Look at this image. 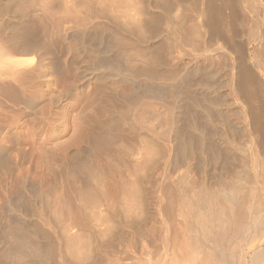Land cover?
I'll use <instances>...</instances> for the list:
<instances>
[{"label": "bare ground", "instance_id": "obj_1", "mask_svg": "<svg viewBox=\"0 0 264 264\" xmlns=\"http://www.w3.org/2000/svg\"><path fill=\"white\" fill-rule=\"evenodd\" d=\"M38 1L43 2L42 12L44 11V14L42 13V18H39V20H37L39 23L36 20H33V22L37 23L35 24L33 22L27 21L24 18L27 17L25 16V9L27 10V8H30L31 5L35 4V2H37L36 4H38ZM53 1L55 2L50 3V0H0V78H3L4 75H8V73H15L18 68L25 66V61L29 59L28 55L30 57V54L32 55V53H36L37 55H39V57H42L45 53H51V63L54 72L58 74L64 73V71H66L64 66L65 64H62V62L60 61V54L63 51V47L62 44L59 43L54 36L56 35L57 31H59L60 24L61 26H63L62 23L64 21H66L67 23V20L74 21L76 25L78 24L81 27L85 26V28L91 30V38L95 40V43L97 42V44H99V52L100 55H102V59L104 60L99 67H95L92 65L93 70H90H98V72L100 71L98 77L100 76L108 79L116 75H122L124 79L134 82L140 78L146 80L148 79L149 81L161 80L167 82L170 79L178 78L179 84H176V86H172L170 84L171 86L166 87L165 89L156 88L157 90L150 89L148 86V90H143L142 92H140L141 90H136L135 94L138 96H140L141 94L144 98L146 97V99L154 98L161 99L163 101L162 103H146L148 107V114H150L149 116L151 118L150 120H148V132L150 130L151 132H153V134L161 136L164 139V142L168 147V155H163L164 151L162 148V143H159V141L156 142L154 139H152L154 140V142H150L148 139H144L142 142L132 141L130 154L133 155V158H131L132 160H134L132 162H128V164L130 163L131 165H129L132 166V170L128 172L132 173V175L128 174V176L132 177L135 175L134 179L132 178L133 180L131 179V177H128L130 179L129 181H135L137 185L139 184V188L141 176L140 178L139 176H136L139 171L147 168L148 174L150 172L151 175V171H155L152 170L153 168L156 169V167H163H161L162 176H159V182H157V185L154 188V193H157L156 198L158 202L156 203H158L159 208L157 212V215L159 216V226L157 230H155L154 227L152 228V231L150 229V233L148 232L149 229L146 230L148 234L146 233V231V234L141 232L140 229L142 228L139 229L141 233H137L136 230H134L138 234V236L137 234L133 235V238H135V236L140 237L138 240H141L140 242L141 244H143L141 245L142 250L139 251L140 253H137L138 246H135V242L138 241L136 237V239H133V241L130 242L131 244L130 246H128L129 248L125 247L126 245L120 247V249L117 251V258L115 260H112V258H110L111 256L109 257V254L101 257L99 256L102 254L101 252V254L99 253L98 257H96L97 255L95 256L93 253L94 251L92 245H95L96 242L93 243L94 239H92V236L93 232L95 231H90L89 226H87L90 221V214L92 213H89V216L86 218L84 216L83 221V218H77L80 211L79 210L78 212H76L77 216L75 219L78 220L76 221L77 223H82L80 224V226L82 225L81 227L78 226L79 224H75L78 226V229L81 228V230H79V233H76V235L73 234L72 236L66 235L65 237L62 235L61 237L62 231L61 234L59 233L58 235H55L56 232L60 230H52V232L55 231L53 232L55 233L54 237L57 236V238L53 239V236L51 235L52 232H50L51 234H49L50 229L47 231L48 233H45V230H40L39 226H26L27 224L25 225L22 221L15 220L14 216L13 219L11 217L13 215L12 213V215L9 217H7V214V216H5L4 213L6 209H1L0 264H53V256L55 253L60 263H65L66 261H68L67 258H69L71 255L74 261L79 262L80 264L81 262L82 264H264V0ZM153 3L157 5L154 7H156L163 13L168 14L170 12L171 14L173 13V8L175 10L174 13L177 12V14H180V18L177 15H171L170 18L173 19V16H177L176 18H179L180 22L178 21V23H174V19L172 23V21L170 20V22L172 23V33L165 36V39L163 41V43L165 42L164 44L160 41V47H156L158 43H155V47H152L153 45L150 47V44L148 46L145 45V42H147L146 40H149L148 37L156 33V30L158 29H155L159 22L157 16L154 17L153 15H151L150 20H148V14L150 10H152L151 8L153 6ZM226 9L229 10L227 14ZM188 11L191 17H189L190 19L187 17L189 21H187L186 18L185 23L189 22V24H183L182 21L184 20V18L186 16H189L187 14ZM8 12H10L9 15H11L12 18H10L12 24H8L6 21L8 17L5 18V16L8 15ZM56 13H62L64 19L62 17L56 19V16L54 17ZM243 13L249 18L247 17V19L246 17H243ZM165 16L167 15L165 14ZM48 17L53 19L52 31L55 33V35L47 38L46 35L47 33H49L47 28V31L45 32L46 34L43 33L45 35V38L42 39V35L40 34L44 29L46 30V25H43V21ZM167 18H169V16ZM243 18L249 20V25H245L246 30L244 28L240 29V27L244 24L242 20L245 19ZM98 19H101V22H99L100 20L98 21ZM102 19H104V21H102ZM167 22L169 21L167 20ZM246 22L248 23V21ZM169 27L170 26H168V28ZM65 28L64 30H66ZM151 28L153 30H151ZM148 29H150L151 32ZM88 30L86 32H88ZM104 31L109 32L108 37L105 34H101ZM148 33L151 34L148 36ZM64 34L67 35L66 32ZM86 36L83 34L80 38L82 44L81 46L83 47H86L85 42L87 41V39H91ZM174 45L175 47H181L183 51L185 50V53L189 51L193 56L196 55L198 57H204L205 54H208L207 52H209L208 55H211L210 53H213L211 55V60L213 59L219 62L218 64L216 62H213L215 66L216 64L218 65L216 66V68L221 64L222 67L224 66L223 68H226L228 70L226 71V73L228 74L226 81V86L228 89L227 93H229V95L232 96L233 99H235L234 101L238 105L237 114L240 115L243 122V125L241 124V127L239 125V127H235L232 123L229 122L230 118L234 114V110L230 109L227 99L217 94V91L221 86V82H223L219 81V76L217 75L221 71L219 72L217 69L210 70L206 68V65L205 67L204 64L197 63L196 65L194 64L195 67L193 66V69L191 71H188V73L190 72V74H188L190 75V78H187L188 76L184 75L186 72L185 70H183V72L185 71L184 74L182 73L183 76H180L176 72L175 68H173L174 65L171 67L169 66L171 65L169 64V62V65L166 64L167 67L164 66V68L161 69L163 63L161 54L162 51L166 53L169 52V54H171L170 50H172L171 48H175ZM166 48H169L168 51L166 50ZM112 52L118 56L117 60H111L109 58L110 56L112 57ZM181 56L182 55H180V57ZM167 58L170 60V55ZM31 59L33 58H30V60ZM196 59L197 57L195 58V60ZM210 64L211 63H209V65ZM201 65H203L204 67ZM188 67L190 66L188 65ZM222 67L221 69H223ZM68 68L70 67L68 66ZM39 71L41 70L39 69ZM86 74L87 72L82 69V76L80 75V77H82L81 80L83 82H85L89 78ZM1 82V94H6L7 96L9 95L15 102L21 101L26 103L28 109L31 111L29 113L30 117L28 118L30 124H32L31 128H33L34 131L35 129H37L36 127H38L39 130L41 128L44 129L41 126H38L39 121H37L38 118L36 117V103L31 101L27 102L25 95L21 93L17 88H14V86L16 85ZM197 88L201 89V91L203 90L204 93L200 91L202 94H199L197 92ZM100 89L102 90L103 88L100 87L99 90ZM105 93H107V95H105L109 98L110 103L116 105L115 107H113L115 109L112 111V108L109 114L121 115L124 112V106H126V104L129 102L127 100H119L118 97L112 94L113 92H110L111 94H109L108 92ZM53 103L58 106L61 105L60 100L54 99ZM103 105L106 106L105 103ZM60 114H62V116L60 117H64L65 110L62 109V111H60ZM109 121L110 123L112 122V124H110V126H112L114 123V115L109 118ZM116 122H118V119ZM209 128L211 129L209 130ZM55 129L57 130L58 128L56 127ZM109 134L113 136V132H109L108 134L104 133V136H101L100 142L95 145L96 151L97 149H102L103 151L104 148L108 147L106 140H108L107 137H111ZM18 139L19 138H17L16 136L11 135L8 140L9 145H0V172L8 170L9 167H11L12 169V167L14 166L13 159H11L9 155L6 154L7 150L10 148L13 149V151H16L17 163L27 162L29 160V149L23 146ZM138 143L140 144L138 145ZM8 153L10 154L9 150ZM117 153L115 154L118 155L117 157H115L114 154H111V152L108 153V164L105 165L104 168H102L104 173L101 172L100 174H98L99 172H95V170L97 171L99 169L95 168L94 170L92 165H89V163L86 164L87 162L79 158V151L75 152L74 150L68 152L65 160V163L67 162L68 164V167H66L68 169V171H66L67 179L74 183L78 182V185L74 187V192H76L75 197L77 195V199L79 198L81 204H83V206H85L86 208H88L92 204L95 210L91 209L90 212L97 211L98 214L100 212L99 218H97V215V217L94 216L97 221L94 218L93 221L95 220L96 222H98L99 226L101 227L99 229H105L104 231H101L102 234H106L107 232H109V226H112L105 225L101 220L102 216H106L105 213H108L107 207L111 206L109 203H112L108 201L109 205L106 206L107 202L105 204V201L107 200H104V195H107L108 192V188H106V185L107 182H110L108 181V176H113V172L116 173L118 170H120L121 172V169L125 166L127 170L124 171L127 172L128 167H130L127 164V161H125L124 158L120 157L121 155L119 156V154ZM84 157L85 156L81 158ZM129 158L127 157V159ZM192 160L195 161L192 162ZM181 162H183L184 165H187H185L186 171L182 167L185 173H183L182 175L178 173L176 175L175 171L177 168L179 169L181 167H178ZM160 163L162 165H160ZM116 164L118 165L116 167H119L121 165L122 168L119 167L120 169L117 168L112 172L111 170L114 169V165ZM157 164L159 165L157 166ZM192 166L193 168H195L197 177L192 176V174L190 173V170L192 171L193 169ZM102 169L100 167L101 171ZM9 170L8 173H11L9 172ZM132 171L136 174L133 175ZM80 174L84 175L86 179L93 180V182L90 181V183H86L88 181L87 180L84 183L85 186H83L84 184L82 185L81 181L84 182V180L81 179V181H78V175L80 176ZM118 174L120 175V173H117L115 175ZM122 174L126 176L125 173ZM122 174L121 177H124ZM1 176L2 175L0 174V177ZM117 177L120 181L121 177ZM2 178L4 179L3 176ZM2 178L1 180H3ZM124 178H127V176ZM128 178L123 180L128 181ZM123 180H121V184L125 182ZM94 181L96 182V184L98 183V185H93ZM79 182L83 187L80 186L79 188ZM86 184L88 186H86ZM89 184L96 186V188L100 185V187H98V189H100V191L98 190L100 192L99 195H94L95 189L93 188V186H89ZM118 184L120 188L125 187V183L121 186L120 182H118L114 187L118 188ZM131 184H129V186L126 183L125 187L126 189L128 186L127 192L130 191L129 195L125 191H123L124 188H122V193H124V196L126 197L132 196L131 198H135L133 197L135 196V190L131 188L134 186H136L135 188H137V185H134L133 183ZM107 187H109V183ZM111 187L112 185L109 188ZM139 188H137L138 191L136 192L138 194H140L141 192H139ZM34 189L36 188H33V190ZM38 189L34 191H37ZM116 189H114V191H116ZM120 190L121 189H119L118 191ZM44 191L45 190H43L42 192ZM37 192L36 196H38ZM111 192L109 189V197H111L112 195L110 194ZM122 193L118 192L117 194L116 191L117 196L116 194H114V197L116 196L117 205L118 203L119 205L121 204V200L118 202L119 199L117 197H120ZM32 194H34V192H32ZM43 194H45V192ZM43 194H40L42 195V198L44 196L46 197V195ZM138 194L134 199L135 201L132 199L134 202L129 200L130 197H124L127 200L123 199L124 201H122V204L124 202L125 205L123 204L124 206L122 205L123 207H121L125 209L120 210L121 207L119 208V206L117 207V209L119 208L121 213L126 209L127 211H129L131 208L130 202H132V204L136 207L135 203H137V205L140 203V200L139 202L136 201ZM48 195L49 193H47V196ZM141 196L143 197V195H139L142 201L143 199L141 198ZM46 198L48 199V197ZM31 199L33 198L31 197ZM147 199L148 198H146V200L144 201H147ZM35 200L37 201V199ZM42 200L40 196V202ZM22 201H20L19 199V202ZM43 201H45L44 203L46 206L47 204L49 205L51 203H49V200H47V204V201L45 199ZM29 202L33 204L31 200ZM141 203L144 202L142 201ZM147 203L145 202L144 204ZM54 204L55 202H53V205ZM66 204L69 205V202ZM66 204L62 205L64 206ZM104 204L105 206H103ZM15 205L16 204H13V206H11L13 211ZM21 205H23L24 207L25 203L23 202V204ZM70 205L73 206L72 204ZM74 205L76 204L74 203ZM100 205H102V207L104 208H98L96 210L95 207H99ZM140 205L143 206V204ZM59 206L55 205V209H58L57 211L54 210V214H60L58 213V211H61L59 209H63L64 211L67 210V213H69V209L65 210V208H69V206H66L64 208ZM79 206H77V210L79 209ZM138 207L139 205L137 206V208H135V210L138 209ZM27 208L28 207H26L25 210L26 214L29 211V213H31L30 207L28 208L29 210ZM23 209L24 208H22V206L21 208L15 207L16 211H20L21 214H25V211L23 213L21 211ZM117 209L116 211L112 210L114 215H117L115 214V212H117ZM139 209H142L141 206ZM139 209L137 211H140ZM88 210H90V208ZM135 210L134 213L137 212ZM74 211L76 210L74 209ZM110 211L108 214L111 216L112 214L110 213L112 211ZM40 212V217L42 215V218H44L43 214H45L46 211L43 212L42 210ZM33 213L36 214L35 212ZM62 213L64 212L61 211V214ZM71 213L73 214V216H75L74 214H76L73 212ZM119 214L117 215V217L119 216ZM28 215L29 214H27V216ZM48 215L51 214L48 213ZM64 215H66L65 213L62 216L68 217V214L66 216ZM114 215L111 216L110 220H114L112 219V217L114 218ZM80 216L83 217L81 213ZM47 217L48 216H45L44 218L46 219L45 222H47L48 220ZM61 217L58 216V218ZM137 218H139L138 215ZM52 219L49 220L53 222L58 221V219L57 221H54V218ZM128 220L131 221L132 219H127L126 221ZM95 221L94 223L92 222V224L94 225H91V227L93 226L92 228H94L95 226L96 229H98ZM119 221L120 219L118 220L117 218V222ZM53 222L50 223L54 225V227H56ZM73 222L74 221L72 220L71 224ZM112 222L117 223L116 219ZM71 224L69 223V226H71ZM90 224L91 223H89L88 225ZM103 224L104 229H102ZM67 225H65L66 227L63 228L68 229ZM116 225L118 224H115V226ZM86 226V229L89 228L90 233L85 229ZM120 226H122L121 223L117 227ZM145 227L146 226H144V228ZM85 230L88 232L85 233ZM64 231L63 234H65ZM133 232L132 234H135ZM105 234H103V236ZM41 237L46 240L45 243H42V241H40ZM108 237L107 239H109ZM128 238L130 241L131 237L128 236ZM126 239L127 237H122L120 242L127 241ZM147 243L148 247L146 246ZM103 244L104 243H102V246H104ZM66 254H68L69 256H66ZM144 254H147L148 260L146 262L144 261V263L142 260L140 263L139 259L145 256ZM69 262H73V260H69L67 263ZM76 262L70 264H77Z\"/></svg>", "mask_w": 264, "mask_h": 264}, {"label": "rangeland", "instance_id": "obj_2", "mask_svg": "<svg viewBox=\"0 0 264 264\" xmlns=\"http://www.w3.org/2000/svg\"><path fill=\"white\" fill-rule=\"evenodd\" d=\"M7 1H10V0H7ZM54 2L55 1L50 0V3H54ZM36 3L37 2H35V4ZM42 3H43L42 1L41 2L38 1V4H36V5L33 4V5H31V7L28 6L30 8H27V10L25 9V16H27V17H24V18L27 21H30V22H33V20L37 21V20H39V18H42L43 14H44L43 13L44 11L42 12V9H43V4ZM152 5H153L152 8H151L152 10H150V12L148 14V20H150V16L151 15H153L154 17L157 16V19L159 20V22H158V25H157V27L155 29L158 28L160 30L157 29L156 33H154L151 36H149L151 33H148V36H149L148 39L149 40H146L147 42H145V45L148 46L150 44L149 45L150 47L152 45H153L152 47H155V43L156 44L158 43V45L156 47H158V46L160 47V44L163 43V41L165 39V36H167V35L172 33V28L171 27H172V23H173L174 19H175V21L178 19L176 22L174 21V23H178V21L180 20L179 19L180 18V16H179L180 14H177V12L174 13L175 10L173 8H172V10H173L174 14L173 13L170 14V12L168 14L167 13H163L162 11H160L159 9L154 7V6H157V5H155L154 3ZM31 10H32V12H31ZM152 11H153V13H152ZM226 11L225 12L227 14L229 12V10L226 9ZM59 12H61V11H59ZM9 13L10 12H8V15H6L5 18L8 17L7 18L8 20L6 19L7 23L8 24H10V23L12 24V21H11L12 18H11V15H9ZM192 13H193V11H192ZM35 14H36L37 17L35 16ZM56 14L54 15V17L56 16L55 17L56 19H59V17L63 18V16H62L63 14L62 13H56ZM165 14L167 16H165ZM187 14L189 15V11L187 12ZM171 15H177L179 18H176L177 16L176 17L173 16V19H172V18H170ZM243 15H244V13H243ZM33 16H34V18H33ZM168 16H169L170 19L167 18ZM187 17L189 18L191 16L190 15L186 16L184 18V20L182 21L183 24H189V22L185 23L186 20L189 21ZM243 17L247 18L248 16L244 15ZM243 19H245V18H243ZM167 20L169 22H167ZM170 20L172 21V23L170 22ZM245 20H242L244 24L240 27V29L244 28L246 30V26L245 25H249V20H246V21H248V23ZM52 21H53V19L49 18V17L46 20L43 21V25H46V30L42 29L43 31L40 34V35H42V39L45 38V35L43 33H45L47 31V28H48V32H49L46 35L47 38L48 37L50 38V37H52V35H55V33L52 31L53 30V28H52L53 27V22ZM98 21L101 22V19H98ZM102 21H104V19H102ZM33 23H35V22H33ZM167 23H168V26H170L169 28H171V29L168 28ZM169 23H170V25H169ZM35 24H37V23H35ZM62 24H63V26H61V24H60L59 31H57V33H56L57 36L55 35L54 37H55V39H57V41L59 43L62 44V47H63V51L60 54V61L62 62V64H65L64 66H65L66 71H64V73L58 74V73L54 72V70L52 68V63H51L52 62V54L51 53H49V54L45 53V54H43L42 57H39V55H37L36 53H34V54L32 53V55L30 54V57L28 55L29 59L27 58L28 60L25 61L26 65L24 64L25 66H22V67L18 68L20 70L17 69L15 71L16 74L14 72L13 73H8V75H4L6 78L4 76H3V78L2 77L0 78V82L2 81V82L7 83V84L16 85V86H14V88H17L21 93H23L25 95V98H26L27 102L31 101V102L36 103V108H37V110H36V113H37L36 115L37 116L36 117L38 118L37 121H39L38 122L39 123L38 126H41V127L44 128V129L41 128L42 130L41 129L39 130V128L36 127L37 129L34 128L35 129V131H34L33 128H31L32 124H30V122L28 120V118L30 117L29 113L31 111L28 109L26 103L21 102V101L15 102V101H13V99L9 95L7 96L6 94L3 95V94L0 93V145L1 146H2V144L3 145L5 144L4 146H6V144L9 145V142H8L9 137L11 135H14L17 138H19L18 140L20 141V143L23 146H25L27 149H29L28 151H29V154H30V158H29V160L27 162H22V163L18 162L17 163V161H16L17 160L16 151L15 150L13 151V149L10 148V149H8L10 151V154H9L8 150H7L6 154L9 155V157L11 159H13L14 166L12 167V169H11V167H9V169H11V170L8 169L9 172H11V173H8V170H6L8 174L6 173V171H1L0 172V174L4 177V179L2 178V176L0 177V210L1 209H4V210L6 209L5 213H4L5 216L8 215L7 217H9V216H11L13 214L11 216L13 219L15 217V220L22 221L25 225L27 224L26 226H31V225L39 226L40 230L41 229L43 231L45 230L44 231L45 233H48L47 231L49 229H50L49 230V234H51L50 232H52V230H55V231L60 230V231L56 232V234L53 233L55 231L52 232L51 235L53 236V239L57 238V236L54 237V234L55 235H58L59 233L61 234V231H62L61 237H62V235L65 237L66 235L67 236H69V235L72 236L73 234L76 235V233H79V230H81V228L78 229V226H80V224H82V223L81 222H78V223L76 222V221H78V220H75L76 216H77L76 212H78L79 210L81 211V212L79 211L77 218L78 217H79V219L83 218V221H84V216L86 218V217L89 216L88 215L89 213H92V214H90L91 218L89 217V220H90L89 223H91V224L88 225L89 224L88 223L87 226H89L90 231H92V232L95 231V232H93V236H92V239H94L93 243L96 242L95 245H92L93 246L92 248H93V251H94L93 253H94L95 256L97 255L96 257H98L99 253L101 254V252H102V254L99 255L101 257L102 256L104 257V255L106 256V255L109 254V257L111 256L110 258H112V260H115L117 258L116 257L117 256V251L120 249V247H122L123 245L124 246L126 245L125 247L130 246V244H131L130 242H132L133 239H136V237L138 236V234H137L138 232L141 231V232L145 233V231L149 229L148 232L150 233L152 231L153 227L155 228V230H157L158 226H159V223H158L159 222V219H158L159 216L157 215L158 214L157 212H158L159 208H158V203H156V202H158L157 198H156L157 193L156 194L154 193V188L156 187L157 182H159V178L162 176V168L163 167L160 166L159 168L156 167V169L153 168L152 170H155V171H151V175H150V172L148 174V169L147 168L139 171L137 174L132 171L133 175L136 174V176L137 177L139 176V178L141 176V178H140V188H139V184L137 185V183L135 181H133V182L129 181L130 180L129 178L131 176L129 177L128 174L132 175V173H128V172L132 170V166H130L131 164L129 163L130 164L129 165L128 162H132L134 160V159L132 160L133 155L130 154V149L132 147L131 146L132 145L131 144L132 141L133 142H135V141L142 142L144 139H148L150 142H152V141L154 142V140L156 142L159 141V143H162V148H163V151H164L163 155H165V156L168 155V147L165 144L164 139L161 136L153 134V132H151L150 130L148 132V120H150L151 118L149 116L150 114H148V107H147L146 103L147 102L148 103L149 102H151V103H155V102L162 103L163 101L161 99H154V98H147L146 99V97L144 98L141 94H140V96L135 95L136 94V90H139V91L141 90L140 92H142L143 90H148L149 88L153 89V90L165 89L166 87H169L171 85L172 86L173 85L176 86V84H179V80H178V78H173V79H170L167 82V81H161V80H151V81H149L148 79L146 80V79H141L140 78V79H138L139 81L137 80V81L134 82V81H131V80L124 79L122 75H119V76L116 75V76H113L112 78H108V79L100 77V76L98 77L100 71L98 72V70L97 71L96 70L95 71H90V70H93L92 65L95 66V67H99L104 59H102V55H100L99 44H97V42L95 43V40L93 38H91L92 37L91 32H90L91 30H88L87 28H85V26H83L84 27L83 28V27H81L78 24L76 25V23L74 21H71V20H69V21L67 20V23H66V21H64ZM68 26L71 27V28H69ZM64 28L66 30H64ZM68 28H69V30H68ZM60 30H62V31H60ZM63 30H64V32H63ZM87 30H88V32L90 34L88 32H86ZM148 30H150V29H148ZM151 30H153V29L151 28ZM151 30H150V32H151ZM65 32L67 33V35L64 34ZM83 32H85V33H83ZM74 33H76V34H74ZM50 34H51V36H50ZM62 34H63V36H62ZM83 34L85 36L87 35L88 38H91V39H87V41H86L87 43L85 42L86 47L81 46L82 44H81V41H80L81 39L80 38H81V36ZM101 34H105L108 37L109 32L108 31H106V32L104 31ZM151 38H152V40H151ZM160 41H161V43H160ZM174 47H175V45H174ZM168 49L166 48L167 51H168ZM171 49L172 50H170V53L172 54V56H171V54H169V52L166 53V52L162 51L161 54H162V58H163V63H162L163 67L161 66V69H163L164 66L167 67L166 64H168V62H169V64H171V65H169V64L168 65L170 67L174 65L173 68H175L176 72L180 76H183L184 72L186 71L187 74L185 72L184 75H187L188 76V77L186 76L187 78H190V75H188V74H190V72L188 73V71H191L193 69V66L195 67V65L197 63L198 64L202 63V64H204V66L206 65L207 67L206 66L205 67L210 69V70L211 69H214V70L217 69L219 72L221 71L219 74L216 73L219 76L218 77L219 81L220 82L223 81V82H221V86H220L219 90L217 91V94H219L220 96H223L225 99H227L228 103H229V106H230V109L234 110V114L230 118L229 122L232 123L235 127H239V126L241 127V124L243 125V122H242V119H241L240 115L237 114L238 113L237 112L238 105L235 103V101H234L235 99H233V97L230 96L229 93H227L228 89H227V86H226V81H227L228 74L226 73V71H228V70L226 68H223L224 66L222 67L221 64L219 65V67L216 68V66H218L217 64L219 62L216 61V60H213V59L211 60V57H212L211 55L213 53H210L211 55H208L209 52H207L208 54L207 55L205 54L204 57L203 56H199L198 57L196 55L193 56L189 51L188 52L186 51L187 53H185V50L183 51V49L181 47H177L176 46L175 48H171ZM179 50H180V52H179ZM181 51H182L183 54L181 53ZM167 54H168V56H167ZM111 55H112V57L109 55L110 56L109 58L111 60H117V57H118L117 55H115L113 52L111 53ZM169 55L171 57L170 60L167 58V57H169ZM180 55H182V56L180 57ZM196 57H197V59L195 60ZM30 58H33V59L30 60ZM72 58H73V60H72ZM198 59H199L200 62L198 61ZM195 61H197V62H195ZM208 62L211 63V64L209 65ZM213 62L217 63L216 66H215V64ZM31 65H32V67H31ZM186 65H187V67H188V65L190 67L187 68ZM212 65H214V66H212ZM68 66L70 68H68ZM201 66H203V65H201ZM182 67H183V69H182ZM221 67L223 69H221ZM74 68H76V69H74ZM39 69L42 72L39 71ZM82 69L85 70V72H87L86 75H87V77H89L85 82H83L81 80L82 77H80V75L82 76ZM183 70H185V71L183 72ZM95 72H97V73H95ZM89 75L92 76V77H90ZM7 76H9V77H7ZM10 76H12V77L14 76V77L12 78ZM177 81H178V83H177ZM187 82H188V80H187ZM148 86H149V88H148ZM6 87H13V86H6ZM100 87H102L104 90L100 89L101 90L100 91L99 90ZM136 88H138V89H136ZM195 90H196V88H195ZM200 91H201V89L197 88V92L199 94H202L201 92L204 93L203 90L201 92ZM105 92H108L109 94H111L113 92L112 94H114L116 97H118L119 100H124V101L127 100L129 102V103L126 104V106H124V112L121 115L120 114H113L114 115V121H113L114 123H113L112 126H110V124H112V122L110 123L109 118L112 117L113 115H110L109 112L116 105L110 103L109 98L106 96L107 93H105ZM205 92H206V90H205ZM134 95H135V97H134ZM227 95H229V96H227ZM54 99L55 100H60L61 105H59V106L55 105L53 103ZM148 99H149V101H148ZM104 103L106 104V106L103 105ZM51 105H53V106H51ZM145 107H147V108H145ZM61 108L65 110V114H64L65 116L64 117H60V116H62V114H60V111H62ZM233 108H236V109H233ZM114 109L115 108H113L112 111ZM117 119H118V122H116ZM49 122H50V124H49ZM52 122H54V123H52ZM56 127L58 128L57 130L55 129ZM112 127H113L114 130L112 129ZM210 129L211 128H209V130ZM42 132H44V133H42ZM107 132L108 133L109 132H111V133L113 132V134H112L113 136H111V134H109L112 138L111 137H107L108 140H109V141L106 140L107 141V145H108V147H106L107 149L104 148L105 150L103 149V151H102V149L101 150L97 149V151H96L95 145H97V143L100 142L101 136L102 135L104 136V133L108 134ZM129 136H131V137H129ZM132 139H135V140H132ZM152 139H154V140H152ZM148 140H147V142H148ZM139 144L140 143H138V145ZM152 144H154V143H152ZM74 150H75V152L79 151V154H80L79 158L83 159L85 162H87L86 164L89 163V165H92L94 170H95V168L100 170V167L102 169V168H104L105 165L108 164L107 163V161H108L107 160L108 159L107 155L110 152H111V154H114V155L118 152L117 154H119V156L121 155L120 157L124 158V160L127 161V164L130 166V167H128V171L127 172L124 171V170H127V168H125L126 166L125 167L123 166L125 169L122 168L121 165L119 166V167L122 168L121 172L125 173L127 178L129 177L128 181L127 180H123V179H127V178H124L126 176H124L120 172V170H118L119 172L117 171L116 173L113 172V170L115 171V169L119 168V167H116V166H118L117 164L114 165L116 168L113 166L114 169L111 170L113 172V174H112L113 176L110 175L111 172L109 174L110 176H108V178H109L108 181H110V182H107V185H106V188H108V190H107L108 192H107V195H104V197H105L104 200H107V201H105V204L107 202L106 206H108L109 204L111 205V206L107 207V209H108L107 212L108 213H109L110 209H111V211L112 210L116 211L118 206L120 208L124 204V202L122 204V201H124L123 199L132 197V196L126 197V196H124L125 194L122 193V188H124L123 191H125L129 195L130 191L127 192L128 191L127 190L128 186L125 189L126 183H127V185H129L131 183L134 184V182H135V184L137 185V188L140 189L139 192L141 191L140 194L143 195V197H144L143 198L141 196V198L143 199L142 201L144 203L148 202L147 204L141 203L142 201H141V199L139 197L140 194L136 193L138 191L137 188H135L136 186L132 187L131 189L135 190V193H134L135 196H133V197L136 198V195L138 194L136 201L139 202V200H140V203L138 204L139 205L138 209L140 208V206H141L142 209H139L140 211H137L138 209L135 210V208H137V206H138L137 203H135L136 204V207H135V205H133L132 202H130V201H133L135 198H131V199L129 198L130 201L129 200L128 201L131 203V208H130L129 211H127V209H126L124 211L125 214H124L123 211H122V213L120 211L122 209L123 210L125 209V208H122L125 204L121 207L120 210L118 208L117 212H115V214H117V215L120 213L118 217H117V215H114L113 211L112 212L110 211L111 212L110 214H112L111 216L114 215V218L112 217V219H114V220H110L111 216L108 213H105L106 216H102V218H101L102 222L105 225H107V226H109V225H112V226L111 227L109 226V229H110L109 232H107L106 234L105 233H103V234H105L104 236H107V237L109 236L108 237L109 239H107V237H104L103 234L101 233V231L105 230L104 229V224H103V227H102V229H104V230H101V229H99L101 227L99 226L98 222H96L97 220L95 219V217L98 216L97 218H99L100 212H99V214H98L97 211H95L97 214L94 211L93 212L95 214L93 212H90L91 209L95 210L93 208L92 204H91L92 207L88 205L89 206L88 208L83 206V204H81V202H80V199L79 198L77 199L78 196L76 195V197H75V193L76 192H74L75 191L74 187H76L78 185V182L74 183V182H71L69 179H67L66 171H68V169L66 167H68V164H67V162L65 163L66 155L68 154V152H71V151H74ZM102 154H103V156H102ZM63 155H65V156H63ZM83 156H85V157L81 158ZM117 156L118 155H115V157H117ZM127 157L128 158L130 157V158L127 159ZM97 158H98V160H97ZM88 161H90V162H88ZM194 161L195 160H192V162H194ZM180 164H182V165H180ZM180 164L178 165V167H180V166L181 167L179 169L177 168L176 171H175L176 175L178 173H180V175H182L186 171V166L187 165L185 164L186 165L185 166L183 164V162H181ZM94 165H95V167H94ZM158 165L159 164H157V166ZM160 165H162V164L160 163ZM193 166H192V168H193ZM97 167H99V168H97ZM182 167L185 169V171H184V169ZM99 170H97V171L95 170V172L96 173L99 172L98 174H100L101 172L104 173L103 169H102V171L101 170L99 171ZM154 172H156V173H154ZM194 172H195V168H193L192 171L190 170V173L192 174V176L197 177L196 172L195 173ZM114 173L115 174L120 173V175L119 174L115 175ZM98 174H96V175H98ZM121 174L124 177H121ZM8 175H10V176H8ZM80 176L78 175V181H81V179L84 180V182L81 181L82 185L87 180L88 181L86 183H88V182L90 183V181L93 182V180L86 179L84 177V175L80 174ZM98 176H100V175H98ZM117 176H119V178L121 177L120 179L125 181V182H123V184L125 183V185H124L125 187L120 188L119 184H118L119 187L118 188L116 187L117 189L114 187V186H116V184L118 182H120V184L122 183L121 180L119 181ZM134 176H132L131 179L132 178L134 179ZM154 177H156V178H154ZM1 178L3 180H1ZM117 180H118V182H117ZM129 182H131V183H129ZM81 183L79 185V188H80V186L81 187L85 186V184L82 186ZM94 183H93V185H98V183L96 184L95 181H94ZM108 183H109V187L112 185L111 188L107 187ZM50 184L53 185V186H51ZM91 184H89V186ZM123 184H121V186ZM71 185H73V186H71ZM93 185H91V186H93ZM86 186H88V185L86 184ZM98 187H100V185L97 186V188H96V186H93V188L95 189L94 190L92 188L94 190V195H96V194L99 195L100 189H98ZM33 188H36V189L39 188L37 191L40 190L41 192L39 191L40 192L39 193L37 191H34L36 189L33 190ZM143 188H145V189H143ZM96 189H97V191H96ZM109 189H110V192L111 191L113 192V193L112 192L110 193V194H112L111 197H109L110 195H108L109 194ZM114 189H116L117 194H118V192L122 193L120 197H117L119 199L118 202L121 200V202H120L121 204L120 205H119V203H118V205L116 204V196H117V194H116V191H114ZM119 189H121V190L118 191ZM131 189H129V190H131ZM43 190H45L44 191L45 194H43L44 193V192H42ZM32 192H34V194H32ZM36 192L38 193V196H36ZM56 192H58V193H56ZM47 193H49L48 196H47ZM40 194L46 195V197H48V199L45 196H44L45 198L44 197L42 198V195H40ZM114 194H116L115 197H114ZM39 195L41 196V200L42 199L43 200L45 199L46 201L49 200V203L51 202L52 205H51V203L48 205L47 204L48 201H47L46 202V204L48 206L47 207L45 205V203H44L45 201L42 200L40 202V196ZM131 195H133V194H131ZM31 197L33 199H31ZM73 198H74V200H73ZM146 198H148L147 201H144V200H146ZM19 199H20V201H22V200L23 201L19 202ZM35 199H37V201ZM114 199H115V201H114ZM30 200H31V202H33V204H31L29 202ZM125 200H127V199H125ZM16 201H18L19 203L16 202ZM108 201L112 202V203L108 204ZM23 202L25 203L24 207H23V205H21V204H23ZM53 202H55L54 205H53ZM68 202H69V205L66 204ZM74 203L76 205H74ZM13 204H16L15 205L16 208H21V206H22V208H24L23 210H21L22 213L26 210V207H28V208L30 207L31 213H29L30 211L27 213L30 216L29 215L27 216L26 211L24 212L25 214H21L20 211L18 212V211L15 210V207L13 208L14 209V211H13L12 207H11V206H13ZM62 204H66V205L63 206ZM70 204H72L73 206H71ZM105 204L103 206H105ZM140 204H143V206L140 205ZM9 205H10V208H9ZM32 205H35V206H32ZM55 205H58V206L61 205L59 207H62V208L66 207V206H69V208L66 207L65 210L69 209L68 211H69L70 214H72L71 212L76 213V214H74L75 216H73V214L70 215L69 213H67V210L64 211L63 209H59L62 212H64L66 215L68 214V217L66 215H64L66 217H63L62 215L64 213L61 214V211H58V213H60L61 215L57 214V213L56 214L58 216H60V217L62 216L61 217L62 219L58 218V216L56 214H54L55 213L54 210L57 211V209H58V208L55 209ZM2 206H4V207H2ZM74 206H76V207H74ZM77 206H79L78 210L76 209V208H78ZM94 206H95V204H94ZM73 207H74V209L76 211H74ZM83 207H85L86 209L83 208ZM46 208H47V210H46ZM89 208H90V210H88ZM95 208L97 210L98 208H100V209L102 208L103 209L104 207H102V205H100L99 207L96 206ZM42 210H43V212L46 211V213H47V214L45 213L46 214L45 215L42 212L44 218H45V216H48L47 217L48 220L54 218V221H57V219H58L57 222H53V221L49 220L51 223L53 222V224H55L56 227H54V225H52L48 220H47V222H45L46 219L42 218V215L40 217V213H41L40 211H42ZM134 210L137 211L138 213L135 212L136 213L135 214ZM32 211L35 212L36 214H34ZM48 213L51 214L52 217H51V215H48ZM80 213L83 215V217L80 216ZM146 213H148V214H146ZM54 215H55V217H54ZM92 215H93V217H92ZM133 215H135V216H133ZM137 215L139 216V218H137ZM109 216H110V218H109ZM132 216H133V218H132ZM49 217H51V218H49ZM93 218L96 220V221L95 220L94 221L96 223V226H98L97 228L99 230L96 229L95 226H94V228H92L93 226L91 227V225H94V224H92V222L94 223ZM117 218H118V220L120 219L119 222L122 225L120 227H117L120 224L119 222H117ZM143 218H145V219H143ZM59 219H60V221H59ZM71 219L74 221L72 223L73 225L71 224V221H72ZM115 219H116L117 223H115V222L113 223L112 222V221H115ZM127 219H130V220L132 219L133 221L132 220H131L132 222L129 221V220L126 221ZM137 219H139V220H137ZM58 222H59V224H58ZM46 223L47 224L49 223V224L47 225ZM67 223H68V225H67ZM69 223L71 224V226H69ZM109 223H111V224H109ZM126 223H127V225H126ZM50 224H51L52 227L50 226ZM57 224H58V226H57ZM64 224L67 225L68 229H64L66 227ZM75 224H79V225L77 226ZM115 224H118V225L115 226ZM124 225L128 226L129 228L124 226ZM129 225H132V226H129ZM87 226L85 227V229L87 228ZM144 226H146V227L144 228ZM135 227H136V229H135ZM89 228L86 229V230L89 231ZM140 228H142V229H140ZM139 229H140V231H139ZM150 229H151V231H150ZM86 230H85V233L88 232ZM122 230H123V232H122ZM131 230H132V232L134 230H136L137 233L134 231L133 233H135V234H132ZM63 231H64L65 234H63ZM90 231H89V233H90ZM146 233H147V231H146ZM136 234H137V236H135V238H133L134 237L133 235H136ZM128 236L131 237L130 241H129ZM122 237L123 238L127 237V239H126L127 241L120 242ZM139 238L140 237H137V240ZM40 241H42V243L46 242V240L44 238H42V237L40 238ZM134 241H136V240H134ZM140 241L138 240L137 242H135V246L136 245L138 246L137 247V250H138L137 253L140 250H142L141 245H143V244H141ZM102 243H104L103 244L104 246H102ZM109 243H110V245H109ZM96 245H97V247H96ZM146 246L148 247V243H147ZM130 248H132V247H130ZM106 251L109 252V253H107ZM67 255L68 254H66V256ZM70 257H71V259H70ZM70 257L67 258V260L68 261L69 260H71V261L73 260V262L67 263L68 261H66L65 262L66 264H70V263H75L76 262V261H74V259L72 258L71 255H70ZM143 257L142 258L140 257L141 258V259H139L140 263H141L142 260H143V263H144V261L146 262L148 260L147 254L145 256H143ZM53 259H54L53 260V262H54L53 264H58V263L59 264H65L64 262L60 263V261H58V257L56 255V253L53 256ZM76 263L80 264L79 262H76ZM81 264H82V262H81Z\"/></svg>", "mask_w": 264, "mask_h": 264}]
</instances>
